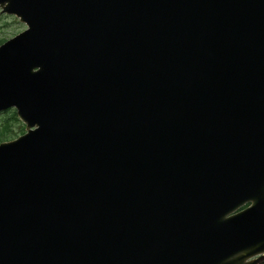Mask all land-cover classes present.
<instances>
[{"label":"water","instance_id":"water-1","mask_svg":"<svg viewBox=\"0 0 264 264\" xmlns=\"http://www.w3.org/2000/svg\"><path fill=\"white\" fill-rule=\"evenodd\" d=\"M0 13V264L264 262V0Z\"/></svg>","mask_w":264,"mask_h":264},{"label":"rangeland","instance_id":"rangeland-1","mask_svg":"<svg viewBox=\"0 0 264 264\" xmlns=\"http://www.w3.org/2000/svg\"><path fill=\"white\" fill-rule=\"evenodd\" d=\"M24 28H25L24 25L20 23L17 20V18H15L14 16L0 14V41L11 38L12 36L24 30ZM8 115H9V112L7 115H4V116L3 114L0 115V121L3 117H8ZM22 131H24V129ZM12 132L13 134H9V135L7 134L8 138L15 136V134L19 136L18 131L17 132L12 131Z\"/></svg>","mask_w":264,"mask_h":264},{"label":"flooded vegetation","instance_id":"flooded-vegetation-1","mask_svg":"<svg viewBox=\"0 0 264 264\" xmlns=\"http://www.w3.org/2000/svg\"><path fill=\"white\" fill-rule=\"evenodd\" d=\"M0 14H2V15H6V14H4V13H0ZM11 16V15H10ZM7 40V39H6ZM5 40H3L2 42H0V44L1 43H3ZM10 111L11 112H14L13 111V109H7V110H5V111H1L0 112V115H2L3 114V116L4 115H7L8 114V112H9V115H8V117H3L2 119H1V121H0V143L1 142H5V141H9V140H12V138L13 137H17V135L15 134V136H12L11 138H8V136H7V134L9 135V134H13V132L12 131H14V132H17L18 131V134L19 135H21L22 133H21V127H23L22 126V124H21V122L20 121H18V119L16 118V121L15 120H13V121H11L10 119L8 120V118H9V116H10ZM15 114V113H14ZM16 117V116H15ZM8 121V122H7ZM12 130V131H11ZM14 139V138H13ZM264 262H260V263H257V264H263Z\"/></svg>","mask_w":264,"mask_h":264},{"label":"trees","instance_id":"trees-1","mask_svg":"<svg viewBox=\"0 0 264 264\" xmlns=\"http://www.w3.org/2000/svg\"><path fill=\"white\" fill-rule=\"evenodd\" d=\"M0 42H2V41H0ZM9 119H10L11 121H13V120L16 121V117H15L14 112H10V116H9L8 120H9ZM7 122H8V121H7ZM22 130H23V127H21V133L23 132Z\"/></svg>","mask_w":264,"mask_h":264}]
</instances>
